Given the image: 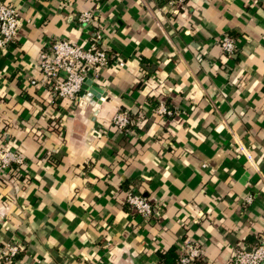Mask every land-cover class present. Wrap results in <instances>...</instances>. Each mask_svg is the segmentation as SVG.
Masks as SVG:
<instances>
[{
  "label": "crops",
  "instance_id": "crops-1",
  "mask_svg": "<svg viewBox=\"0 0 264 264\" xmlns=\"http://www.w3.org/2000/svg\"><path fill=\"white\" fill-rule=\"evenodd\" d=\"M168 1L0 0L20 16L0 50V152L24 160L0 168V252L19 246L14 264H157L188 240L197 264H229L264 238V0ZM96 30L109 57L92 79L99 105L30 83L52 40L86 47ZM130 188L151 219L127 206Z\"/></svg>",
  "mask_w": 264,
  "mask_h": 264
},
{
  "label": "built area",
  "instance_id": "built-area-1",
  "mask_svg": "<svg viewBox=\"0 0 264 264\" xmlns=\"http://www.w3.org/2000/svg\"><path fill=\"white\" fill-rule=\"evenodd\" d=\"M187 0H169V6H180ZM78 21L97 29V23L93 12L85 11L78 16ZM20 16L18 10L9 4H0V50H6L15 41ZM103 34L98 30L93 32L88 45L83 47L69 40L54 39L48 48L40 52L38 66L40 77L32 79V85H42L55 99L75 101L83 82L88 75L95 79L99 69L108 65L109 57L100 46ZM220 47L227 56H234L237 48L234 39L224 35L219 40ZM159 116L171 117L174 112L164 104H159L155 109ZM111 124L118 131L125 132L131 126V117L126 112L116 113ZM248 161L252 160L249 153H245ZM24 160L16 152L1 150L0 168L7 169L12 165L21 166ZM247 203L251 198L246 199ZM126 204L129 208L145 219H151L153 208L147 198L130 188L126 193ZM19 246H5L0 252V264H14L15 257L19 254ZM200 248L191 241L184 242L179 253L177 264H195V260L201 257ZM229 264H264V238L249 249H237L232 253Z\"/></svg>",
  "mask_w": 264,
  "mask_h": 264
},
{
  "label": "water",
  "instance_id": "water-1",
  "mask_svg": "<svg viewBox=\"0 0 264 264\" xmlns=\"http://www.w3.org/2000/svg\"><path fill=\"white\" fill-rule=\"evenodd\" d=\"M87 91H89L88 96L86 95ZM84 93L91 100V103H96L98 105L101 103L100 99H101L102 92L97 86L93 85V81H92V76L91 75H88L85 78V80L83 82V85L81 87V90L79 92L81 97L85 96Z\"/></svg>",
  "mask_w": 264,
  "mask_h": 264
},
{
  "label": "trees",
  "instance_id": "trees-1",
  "mask_svg": "<svg viewBox=\"0 0 264 264\" xmlns=\"http://www.w3.org/2000/svg\"><path fill=\"white\" fill-rule=\"evenodd\" d=\"M130 128V126L128 127ZM18 258V255L15 257V260ZM157 264H177L179 259V254L176 251L175 247L168 249L165 252H158L157 253ZM201 259L199 257L195 260V264Z\"/></svg>",
  "mask_w": 264,
  "mask_h": 264
}]
</instances>
